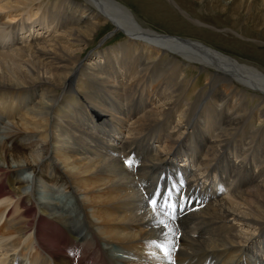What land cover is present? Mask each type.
Instances as JSON below:
<instances>
[{"label": "bare ground", "instance_id": "bare-ground-1", "mask_svg": "<svg viewBox=\"0 0 264 264\" xmlns=\"http://www.w3.org/2000/svg\"><path fill=\"white\" fill-rule=\"evenodd\" d=\"M132 1L0 0V264H264V0Z\"/></svg>", "mask_w": 264, "mask_h": 264}, {"label": "rangeland", "instance_id": "rangeland-1", "mask_svg": "<svg viewBox=\"0 0 264 264\" xmlns=\"http://www.w3.org/2000/svg\"><path fill=\"white\" fill-rule=\"evenodd\" d=\"M121 1H123V2H127V3H129V5L130 6H133V7H135V4L133 3V1L132 0H121ZM165 1V3L166 4H169L170 5V3H168V1L167 0H164ZM185 1H187V4L190 6V8H191V10H195L196 9V7H201V2L203 1V0H185ZM231 1L232 0H226L225 2L226 3H228L227 5H229L230 3H231ZM259 1H261V0H259ZM198 2V3H197ZM224 2V3H225ZM153 2H151V3H149V4H152ZM196 3V4H195ZM225 3V4H226ZM139 4H141V1H139L138 2V5ZM136 8V7H135ZM261 8V7H260ZM257 8L256 7H253V9L250 11L251 13H249L248 15H243V16H240V18H241V22H240V25L241 26H243V27H252L253 26V21H251V20H253L254 19V16L255 15H258L257 14ZM253 11V12H252ZM261 11V10H260ZM141 14V13H140ZM220 14V12H219V10H216L215 11V13H214V16H218ZM242 15V14H241ZM142 16V15H141ZM198 17H201V18H203L204 17V15L202 14L201 15V13L198 15ZM143 19H142V21H144L147 25H149V26H151V27H155V29L157 28V30L158 31H162V32H164L161 28L159 29V27H157L156 25H153V23H151V22H149L148 20H145L144 18L145 17H142ZM206 18V17H205ZM248 19V20H247ZM207 20V19H206ZM189 23H191V22H189ZM195 27V26H194ZM39 28L40 27H36V29H38L39 30ZM204 28V27H203ZM257 33H260L259 34V36H260V38H258V40H264V37L263 36H261V32L262 33H264V24H262L261 22L259 23V25H257ZM206 29V28H205ZM208 31H210V29H208L207 30V32ZM165 33V32H164ZM251 33H253V32H251ZM36 34H37V32H36ZM181 35H183V34H181ZM125 35H123V33H114V28H112V26H110L109 28H106L105 30H103L102 32H100L99 34H98V36H97V38H96V41H95V48L97 47H100L99 49H102V48H105V47H110V46H113V45H115L116 43H118V42H120V41H122L125 37H124ZM184 37H186V36H184ZM250 37H254L253 35H250ZM240 40V39H239ZM243 41V40H242ZM224 41H220L219 43H217L219 46H221L222 48H225L226 47V52H228V53H230L231 55L233 54V56L234 57H238L239 58V56L238 55H236L234 52H238L239 53V51H238V48H236V47H233L234 45H229V44H227V42H225L224 44ZM264 44V43H263ZM93 46H91V47H89V48H92ZM220 47V48H221ZM229 50H228V49ZM236 48V49H235ZM231 51V52H230ZM233 51V52H232ZM246 60V59H245ZM250 61L249 62H251L252 64H254V65H260L261 66V63L260 62H258V61H254V60H252V59H249ZM136 148H137V145H134L133 147H132V149H130V150H128V152H130V153H135L137 150H136ZM195 150V149H194ZM231 181V180H230ZM147 184H149L148 182H147ZM170 184V183H169ZM229 186H232V182L231 183H228L227 184V186L226 187H229ZM240 189V188H239ZM42 190H44V189H42ZM45 191V190H44ZM56 191V190H55ZM51 194V192L49 191H45L43 194H42V196L43 197H45V196H49ZM53 195H51V196H54V193H52ZM55 197H57V198H59L60 199V201L62 202V203H65L67 200L69 201V200H73V197H71V196H67L66 195V193H63V192H60V193H57V194H55ZM67 204H69V203H67ZM62 247V249H64L65 248V246L63 247V246H61ZM122 255L121 253H113V255H116V256H120V255ZM90 264H92V263H90ZM119 264H121V263H119Z\"/></svg>", "mask_w": 264, "mask_h": 264}, {"label": "snow or ice", "instance_id": "snow-or-ice-1", "mask_svg": "<svg viewBox=\"0 0 264 264\" xmlns=\"http://www.w3.org/2000/svg\"><path fill=\"white\" fill-rule=\"evenodd\" d=\"M126 163L128 164L129 167H132V165H133V161L132 160H128ZM150 203H151V205L153 207V211H155L156 210L157 201L155 199H152L150 201Z\"/></svg>", "mask_w": 264, "mask_h": 264}]
</instances>
